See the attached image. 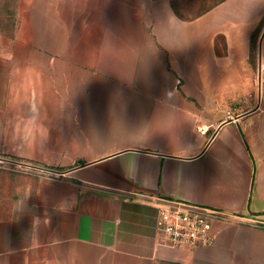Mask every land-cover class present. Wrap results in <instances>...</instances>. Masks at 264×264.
I'll list each match as a JSON object with an SVG mask.
<instances>
[{
	"label": "crops",
	"instance_id": "1",
	"mask_svg": "<svg viewBox=\"0 0 264 264\" xmlns=\"http://www.w3.org/2000/svg\"><path fill=\"white\" fill-rule=\"evenodd\" d=\"M26 4L0 54V264H264V0ZM162 199L236 219L172 247Z\"/></svg>",
	"mask_w": 264,
	"mask_h": 264
},
{
	"label": "built area",
	"instance_id": "2",
	"mask_svg": "<svg viewBox=\"0 0 264 264\" xmlns=\"http://www.w3.org/2000/svg\"><path fill=\"white\" fill-rule=\"evenodd\" d=\"M202 134L207 129L200 128ZM236 218L222 210L197 206L178 200H160L157 228L163 240L172 247H198L214 242L215 221H234Z\"/></svg>",
	"mask_w": 264,
	"mask_h": 264
},
{
	"label": "rangeland",
	"instance_id": "3",
	"mask_svg": "<svg viewBox=\"0 0 264 264\" xmlns=\"http://www.w3.org/2000/svg\"><path fill=\"white\" fill-rule=\"evenodd\" d=\"M30 0H0V54L7 53L11 50L19 38L24 22H26L27 4ZM34 1V0H32ZM178 9L184 15L196 16L206 11L220 0H174ZM26 24V23H25ZM264 31V21L255 36V53L257 50L258 40ZM9 208H0L5 210L6 214ZM1 213V212H0Z\"/></svg>",
	"mask_w": 264,
	"mask_h": 264
},
{
	"label": "water",
	"instance_id": "4",
	"mask_svg": "<svg viewBox=\"0 0 264 264\" xmlns=\"http://www.w3.org/2000/svg\"><path fill=\"white\" fill-rule=\"evenodd\" d=\"M263 43H264V31L262 32L260 40H259V56H260V60H261V57H262ZM0 160L14 162L12 160H6V159H3V158H0Z\"/></svg>",
	"mask_w": 264,
	"mask_h": 264
},
{
	"label": "trees",
	"instance_id": "5",
	"mask_svg": "<svg viewBox=\"0 0 264 264\" xmlns=\"http://www.w3.org/2000/svg\"><path fill=\"white\" fill-rule=\"evenodd\" d=\"M220 1H222V0H220ZM219 1V2H220ZM174 5H175V7L178 9V5L175 3V1H174ZM178 11H179V9H178ZM203 13V12H202ZM201 14V13H200ZM258 33V31L254 34V39H255V36H256V34ZM255 47V46H254Z\"/></svg>",
	"mask_w": 264,
	"mask_h": 264
}]
</instances>
